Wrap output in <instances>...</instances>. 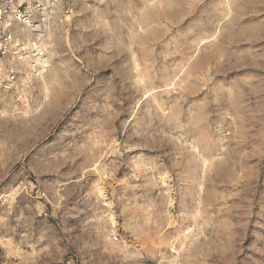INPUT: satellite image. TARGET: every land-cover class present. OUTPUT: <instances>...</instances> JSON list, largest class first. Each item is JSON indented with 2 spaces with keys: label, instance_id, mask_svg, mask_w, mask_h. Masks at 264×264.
Wrapping results in <instances>:
<instances>
[{
  "label": "rangeland",
  "instance_id": "rangeland-1",
  "mask_svg": "<svg viewBox=\"0 0 264 264\" xmlns=\"http://www.w3.org/2000/svg\"><path fill=\"white\" fill-rule=\"evenodd\" d=\"M55 12L0 83V264H264V0Z\"/></svg>",
  "mask_w": 264,
  "mask_h": 264
},
{
  "label": "built area",
  "instance_id": "built-area-1",
  "mask_svg": "<svg viewBox=\"0 0 264 264\" xmlns=\"http://www.w3.org/2000/svg\"><path fill=\"white\" fill-rule=\"evenodd\" d=\"M61 2L0 0V83L13 86L23 74H34L48 66L46 43ZM19 27L26 33L19 32Z\"/></svg>",
  "mask_w": 264,
  "mask_h": 264
},
{
  "label": "water",
  "instance_id": "water-1",
  "mask_svg": "<svg viewBox=\"0 0 264 264\" xmlns=\"http://www.w3.org/2000/svg\"><path fill=\"white\" fill-rule=\"evenodd\" d=\"M70 17H72V16H70V14L67 13L66 18H67V19H70Z\"/></svg>",
  "mask_w": 264,
  "mask_h": 264
}]
</instances>
